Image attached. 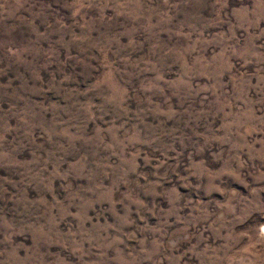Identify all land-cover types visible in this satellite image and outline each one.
<instances>
[{
	"label": "rangeland",
	"instance_id": "obj_1",
	"mask_svg": "<svg viewBox=\"0 0 264 264\" xmlns=\"http://www.w3.org/2000/svg\"><path fill=\"white\" fill-rule=\"evenodd\" d=\"M0 264H264V0H0Z\"/></svg>",
	"mask_w": 264,
	"mask_h": 264
}]
</instances>
